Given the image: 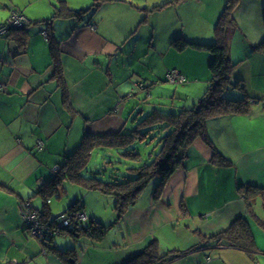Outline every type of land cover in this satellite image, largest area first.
Instances as JSON below:
<instances>
[{
	"label": "crops",
	"instance_id": "crops-1",
	"mask_svg": "<svg viewBox=\"0 0 264 264\" xmlns=\"http://www.w3.org/2000/svg\"><path fill=\"white\" fill-rule=\"evenodd\" d=\"M62 1L72 10L97 2L0 0L7 20L17 12L28 22H41L28 27L24 48L15 34L0 37V252L5 250L6 264H126L152 244L161 257L174 255L167 264H264L260 256L264 257V199L258 195L250 207L238 191L242 184L264 189V0H239L231 31L229 57L235 65L231 81L245 86L252 99L249 112L210 119L207 138H197L189 147L183 167L169 179L161 197L154 198L156 182L147 187L144 198L112 227L121 231L99 242L76 239L70 232L62 241L55 239L53 247L75 251L73 259L47 254L32 238L22 203L57 216L52 199L65 194L68 202L73 195L64 184L70 181L64 180L56 194L48 195L49 204L39 193L42 185L85 135L128 129L118 114L136 92L138 79L145 85L152 82L155 102L134 100L127 116L135 125L153 110L177 113L198 105L211 78L212 55L194 48L177 51L172 42L184 37L212 43L227 4V0H181L157 11L154 7L172 0H103L81 20L55 19L63 70L57 77L43 34L47 23L42 22ZM171 71L187 79L182 86L176 84L182 87L180 92L165 85ZM238 94L232 90L231 97ZM147 104L150 109L143 107ZM216 152L232 166H221ZM76 200L84 201L88 218L101 219L99 211L87 208L83 195L74 194L70 205ZM239 218L249 222L255 238L259 254L254 259L230 246H204L205 240Z\"/></svg>",
	"mask_w": 264,
	"mask_h": 264
},
{
	"label": "trees",
	"instance_id": "trees-1",
	"mask_svg": "<svg viewBox=\"0 0 264 264\" xmlns=\"http://www.w3.org/2000/svg\"><path fill=\"white\" fill-rule=\"evenodd\" d=\"M100 1L103 0H97L91 7L81 10H72L62 1L55 14L42 22L47 23L46 38L49 41L57 77H61L63 70L60 63L59 44L54 35L53 21L59 18L81 20L90 10L98 8ZM179 1L181 0L169 1L154 7V10L159 11ZM238 5L239 0H227L225 9L216 24L215 40L212 43L193 42L184 37H178L172 42L173 48L177 51L194 48L208 51L212 55L209 66L211 78L205 95L198 105L192 109L181 108L177 113L170 114L153 110L139 121L136 128L127 129L129 131L85 135L76 151L66 158L62 166H59L61 171L55 173L50 180L42 185L39 193L44 199H48L49 194H56L64 180L80 184L90 191H100L114 199L116 221L113 224L88 218L84 226L79 225V229L74 227L70 232L74 238L86 237L97 242L103 241L109 230L135 208L143 191L153 180H157L154 198L161 197L169 179L183 167L189 147L197 138H207L206 124L210 119L225 114H247L249 112L252 99L248 96L245 86L241 82L234 84L231 81L235 65L230 60L229 47L231 31L235 27V10ZM39 23L41 22L29 21L22 28L10 30L8 36L15 34V41L20 48H24L27 44V34L25 33L28 31V27ZM2 25H6V22L0 23V26ZM235 89L240 92V95L231 97L232 90ZM162 132L165 136L159 141V151L153 152L145 161L136 145L149 143L153 141L152 137ZM107 148L123 151V155L131 162L137 163V166L130 163L125 164L127 165L125 169L113 165L111 167L102 166L99 171L93 170L91 176L86 177L84 173L88 170L92 153L96 149ZM215 159L221 166H232V162L218 152L215 154ZM238 191L244 196L250 207L253 199L258 195L264 199V189L258 186L242 184L239 185ZM83 210L84 201L76 200L64 212L81 213ZM205 245L211 247L230 246L246 253L251 259L259 254L249 222L245 218L237 219L227 230L205 240ZM52 249L63 259L69 257L67 253L58 248L52 247ZM173 258L174 255L161 257L157 246L152 244L126 264H167Z\"/></svg>",
	"mask_w": 264,
	"mask_h": 264
},
{
	"label": "rangeland",
	"instance_id": "rangeland-1",
	"mask_svg": "<svg viewBox=\"0 0 264 264\" xmlns=\"http://www.w3.org/2000/svg\"><path fill=\"white\" fill-rule=\"evenodd\" d=\"M5 12L3 11L2 7L0 6V22H4L7 20V17L5 18L3 16ZM10 13V12H9ZM146 65V64H144ZM157 65V64H156ZM141 67V66H140ZM141 71V70H140ZM137 89L136 92L133 91L134 95L135 93L137 94L136 96L131 95L129 96V100L130 102H126L123 103L120 109V112L118 114V116L125 122V120L128 122V126L127 128L129 130H131L132 128H136L138 123L135 125L133 122V120H129L128 119V114L127 111L130 107L134 106V100L139 101L140 103H144L145 101H147L149 104H151L154 100L151 97V91H150V86H152V82H150V80L147 82V84L145 85L144 82H142V80L138 79L137 80ZM168 88L172 89V90H178V92H180L179 90H182V87L180 88H176V84H172V83H166L165 84ZM180 85V84H178ZM165 86V87H166ZM182 86V85H181ZM155 96V95H153ZM131 97V98H130ZM201 99V98H200ZM146 102V103H147ZM155 102V101H154ZM124 104H127L126 107L124 106ZM149 104H147V106L143 105V107H145L146 109H150V107L148 106ZM162 112V111H160ZM168 112V111H167ZM167 112H162L164 114H170ZM133 117H138L139 111L137 112H133ZM143 119V118H142ZM140 119V121L142 120ZM127 130V131H129ZM165 136V134L162 133H157L153 138V141L146 143V144H137L136 147L139 149V151L141 152L143 159L146 161L147 158L149 157V155L153 154V152H158L160 149L159 145V141L162 139V137ZM134 164L137 166V163H133L130 160H128L126 158V156L123 155V151H120L118 149H114V148H107V149H96L93 153L92 156L90 158V162L88 165V170L84 173V175L86 177H90L91 176V171L93 170H97L99 171V169L102 166H107V167H111V165L116 166V167H120L122 169H125L127 165L125 164ZM112 166V167H113ZM157 180H153L147 187L149 190V186L151 184H155ZM64 188L66 189L67 193H69L71 196V198L68 200L67 202V197L65 194H63L61 196L60 199H58L57 197H53V210L55 211V215H59L61 213L64 212V207H69L70 205V201H72L74 199V194H78V195H83L84 200L86 201V205L88 202V206L87 208L92 210L93 208L96 211H99V217L104 222H109L112 223L111 221H113L114 219H116V213L114 211V199L108 197L107 195H105L104 193L100 192V191H90L87 190L84 186L80 185V184H73L70 182H67L64 184ZM147 188L143 191L141 198H144L145 194H146ZM66 198V202H64L65 204H63L62 202L65 201ZM62 201V202H61ZM69 203V204H68ZM65 205V206H64ZM88 214V213H87ZM76 219H78L76 217ZM73 220L74 221H76ZM113 224V223H112ZM76 228L79 229V224L76 225ZM121 231L118 226H116L114 229L111 228L108 232V234H110L112 236L113 233H117ZM59 232V231H57ZM69 232V231H67ZM29 234L32 236V238L37 239L38 241L41 242V244L43 245V249H45L46 253L48 254L49 252H54V254H56V252L52 249V247L54 246V240L57 239L58 241H62L63 238H66L68 235H71V233H63V234H59V235H55V237L51 236L50 238H38L35 237L34 235H32V232ZM109 236V235H108ZM3 236L0 235V238H2ZM61 237V238H60ZM68 238V237H67ZM259 241L262 242L261 237L259 238ZM2 240L0 239V250H1V245H2ZM264 245V244H263ZM64 252V251H63ZM261 259L264 261V257L262 255ZM260 256L258 257V259L260 258ZM5 250H3V253L0 252V264H3L5 262ZM42 264V263H40Z\"/></svg>",
	"mask_w": 264,
	"mask_h": 264
},
{
	"label": "built area",
	"instance_id": "built-area-1",
	"mask_svg": "<svg viewBox=\"0 0 264 264\" xmlns=\"http://www.w3.org/2000/svg\"><path fill=\"white\" fill-rule=\"evenodd\" d=\"M28 20L18 13H14L9 20L6 21V25L0 26V37H7L9 35L10 30L19 29L28 24ZM93 28H95L93 26ZM43 34L47 37V32L44 31ZM167 82L172 84H185L187 79L185 76L178 74L175 71H171L167 74ZM0 90H2V86L0 85ZM43 142H40L38 146L40 148L43 147ZM61 171V168L57 166L55 168V173ZM46 203L49 204L50 200L47 199ZM45 203V204H46ZM22 213L26 226L29 228V232H32V235L38 238H50L51 236L55 237V235L63 234L67 231L71 232L76 225L84 226L88 221V216L85 212H81L84 214H77L73 211L71 212H63L57 216H47L41 210L35 209L30 202L22 203ZM76 217L78 219H76ZM46 218L48 222L46 225L42 223V220ZM73 222V220H75ZM59 231V232H57Z\"/></svg>",
	"mask_w": 264,
	"mask_h": 264
},
{
	"label": "flooded vegetation",
	"instance_id": "flooded-vegetation-1",
	"mask_svg": "<svg viewBox=\"0 0 264 264\" xmlns=\"http://www.w3.org/2000/svg\"><path fill=\"white\" fill-rule=\"evenodd\" d=\"M42 223L44 224V225H46L48 222L46 221V218L44 219V220H42ZM62 251V250H61ZM65 253H67L68 254V258L70 259H73L74 258V256H75V251H73V250H71V249H68V250H66V251H64ZM75 260V259H74Z\"/></svg>",
	"mask_w": 264,
	"mask_h": 264
}]
</instances>
